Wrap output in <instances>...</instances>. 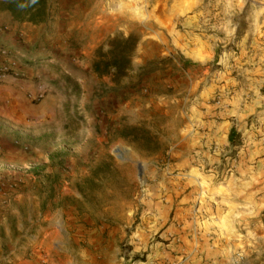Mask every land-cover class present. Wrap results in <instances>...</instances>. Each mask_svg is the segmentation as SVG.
<instances>
[{
    "label": "rangeland",
    "instance_id": "obj_1",
    "mask_svg": "<svg viewBox=\"0 0 264 264\" xmlns=\"http://www.w3.org/2000/svg\"><path fill=\"white\" fill-rule=\"evenodd\" d=\"M50 3L39 33L30 30L25 41L17 31L19 51L0 45V66H17V76L1 81L38 74L32 80L45 81L43 98L51 99L31 100L33 128L7 139L33 162L0 167V196L20 195L21 215L32 203L33 222L62 209L85 229L121 227L123 264H152L149 248L127 256L128 237L151 228L156 211L160 231L150 233L148 246L171 242L170 264H264V104L253 105L264 78L245 73L264 35V0ZM131 33L137 45L127 75L97 76V51ZM197 40L208 45L197 51ZM142 68L155 69L141 77ZM247 76L252 84L242 86ZM224 77L237 81V109L248 115L230 118L234 145L221 131L205 145V136L186 130L207 111L225 109L233 92L220 94Z\"/></svg>",
    "mask_w": 264,
    "mask_h": 264
},
{
    "label": "crops",
    "instance_id": "obj_2",
    "mask_svg": "<svg viewBox=\"0 0 264 264\" xmlns=\"http://www.w3.org/2000/svg\"><path fill=\"white\" fill-rule=\"evenodd\" d=\"M262 20L264 21V19ZM45 23H20L15 21L8 11L0 9V28L7 24L10 26L9 31L0 32V45H6L15 51H19V46H16L20 39L17 31L24 36L25 41H29L31 37L29 35L30 30L39 33ZM261 32L264 33V30L261 29ZM36 35L38 34L36 33ZM257 43L252 46L253 52L248 51L251 53L245 59V63L248 66L247 68L245 67V73L257 74L259 79L262 80L264 78L263 34L257 40ZM196 45L198 46L196 47ZM196 45L194 49L199 51V48H205L208 43L204 40H197ZM193 55H196V51H194ZM31 57L33 56L26 59H32ZM50 62L51 60H46L44 63L48 65ZM24 65L26 64L24 63ZM50 67L57 69L54 66ZM223 71L227 72V68ZM33 74L29 72L26 79L22 80L15 78L0 80V167H8L11 164L26 165L33 162L32 159L27 160V157L22 155L20 151L12 148L7 141L10 136H22L23 132L33 128L26 116L35 104V102L31 101L33 100L31 96L35 94L41 83H43L42 85L46 83L45 81L34 82L32 80ZM34 75L38 77V74ZM251 77L247 76L246 80L239 81L240 84L242 86L248 85ZM222 80L221 84L216 86L222 92L220 94L233 92L231 96L228 97L226 95L225 97V104H223L225 109L212 113L207 111L205 115L195 118L196 122L198 121L196 124L193 122V118L189 116L190 122H193L195 128L193 131L187 129V134H190L194 139L205 136V145L210 140L214 141L220 131L222 132L221 135L228 139L229 131L233 128L230 118L234 117V115L235 117L240 115V119H242V117L248 115L247 112L240 113L237 109L238 103H240L238 95L241 94V92L235 90L237 87L234 85L237 81L233 77H224ZM51 91L55 92L52 89ZM240 100H242V97H240ZM40 101L51 102V99H49L47 94ZM254 104L255 107L264 104V93L256 95V99L253 101ZM218 117H222L223 121H219ZM200 128L203 129L202 132L199 131ZM3 172L8 174V171ZM19 197L20 195L13 197L11 194L6 195V198L0 196V264H123L119 244L126 237V233L121 227L114 229L103 224L100 227L93 226L91 230L85 229L84 225H76V221L70 220L71 217L68 215L71 211L62 209H57L53 216L48 218L45 215H39V218L33 222L32 203L28 202L27 209L22 215L15 208L16 199L20 201ZM157 213L156 211L151 216L150 222L153 225L151 228L145 227L143 230H136L135 233L128 237L129 243L134 246L127 256L132 254L137 256L139 251H145L149 248V252H147L149 263L170 264L174 259L171 254V242H156L148 246L150 233L160 231L156 224L158 223L156 219L160 217ZM165 231L169 234L170 227L168 226L163 231V234ZM204 245L206 248L207 244ZM69 247H71V250L68 249Z\"/></svg>",
    "mask_w": 264,
    "mask_h": 264
},
{
    "label": "trees",
    "instance_id": "obj_3",
    "mask_svg": "<svg viewBox=\"0 0 264 264\" xmlns=\"http://www.w3.org/2000/svg\"><path fill=\"white\" fill-rule=\"evenodd\" d=\"M0 9L8 11L17 22L39 24L48 18L51 3L50 0H35V3L33 0H3L0 2ZM108 44L110 47L107 51H97L92 70L99 77L110 76L112 80L116 81L127 75L137 39L132 33L125 38L115 35ZM188 63L185 62L184 65L186 66ZM154 69L142 68L140 76L147 75ZM236 136L238 133L232 128L228 134V141L233 145Z\"/></svg>",
    "mask_w": 264,
    "mask_h": 264
},
{
    "label": "built area",
    "instance_id": "obj_4",
    "mask_svg": "<svg viewBox=\"0 0 264 264\" xmlns=\"http://www.w3.org/2000/svg\"><path fill=\"white\" fill-rule=\"evenodd\" d=\"M4 29L6 30L7 27H4ZM2 54H5L4 50H1ZM17 66L15 64L14 61L12 60H8L7 64L0 66V80L4 79L8 74L12 75V76H17ZM48 92V87L45 85H39L38 86V90L35 92V94L33 96H31V98L33 100H40L43 98V96L45 95V93Z\"/></svg>",
    "mask_w": 264,
    "mask_h": 264
},
{
    "label": "clouds",
    "instance_id": "obj_5",
    "mask_svg": "<svg viewBox=\"0 0 264 264\" xmlns=\"http://www.w3.org/2000/svg\"><path fill=\"white\" fill-rule=\"evenodd\" d=\"M33 2L35 3V0H33Z\"/></svg>",
    "mask_w": 264,
    "mask_h": 264
}]
</instances>
